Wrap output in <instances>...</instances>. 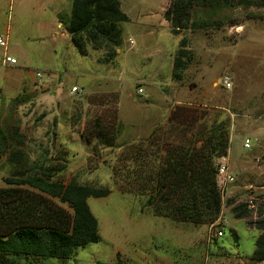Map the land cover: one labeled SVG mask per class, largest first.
<instances>
[{
	"label": "rangeland",
	"instance_id": "obj_1",
	"mask_svg": "<svg viewBox=\"0 0 264 264\" xmlns=\"http://www.w3.org/2000/svg\"><path fill=\"white\" fill-rule=\"evenodd\" d=\"M120 2L128 16L120 23V48L113 62H99L102 52L79 54L64 27L71 0H0V35L8 41L6 48L0 46V128L8 142L0 187L8 186L9 177L56 164L63 167L56 177L64 183L110 190L88 198L100 239L77 247L64 264H264L251 259L264 231V176L252 175L264 167V122L254 121L264 115V8L198 6L191 14L197 27L174 34L163 16L167 0ZM181 40L185 66L176 79L173 64ZM5 53L17 63L3 65ZM225 75L231 78L228 89ZM74 85L81 92L71 94ZM89 96L102 102L90 106ZM188 103L203 108L204 116L187 136L201 138L229 118L230 171V162L244 158L258 166L245 177L232 172L228 189L240 190L224 193L213 222L181 220L160 211L159 200L151 202L152 185L123 184L131 179H123L125 172L157 162L156 146L132 141L146 137L170 108ZM114 105L120 123L116 144L94 155L82 132L95 113L104 108L108 113ZM245 137L250 148L243 145ZM136 148H142L141 157ZM258 222L259 231L253 229ZM221 229L223 235L216 237ZM41 264L61 263L50 258Z\"/></svg>",
	"mask_w": 264,
	"mask_h": 264
},
{
	"label": "trees",
	"instance_id": "obj_2",
	"mask_svg": "<svg viewBox=\"0 0 264 264\" xmlns=\"http://www.w3.org/2000/svg\"><path fill=\"white\" fill-rule=\"evenodd\" d=\"M198 6L264 8V0H170L163 12L170 30L178 34L197 27L191 14ZM127 20L120 0H71L70 14L62 22L79 54L86 55L89 49L101 51L99 62H113L122 42L120 23ZM184 43L181 40L174 58L176 79L181 78L185 66ZM87 101L93 107L102 102L90 96ZM105 109L95 113L90 128L82 132L94 155L116 144L120 125L117 108L114 105L108 113ZM202 109L189 104L175 105L166 122L155 128L146 141L156 146L157 162L144 161L122 176L129 179L130 175V180H123L129 187L133 183L145 188L152 185L150 200H159L160 211L193 223L213 222L219 215L222 196L217 187L216 162L227 155L230 147L229 118L217 122L201 138L187 136L188 129L204 116ZM175 129L180 135H175ZM13 136L21 143L16 126ZM7 145L0 128V160ZM136 153L141 157L142 148H136ZM62 169L56 164L41 166L33 173L7 178L8 186L0 187V264H41L50 258L64 264L77 247L100 239L98 220L88 198L107 196L110 190L64 183L56 177ZM259 223L256 228L263 229ZM251 259L264 260V231L255 240Z\"/></svg>",
	"mask_w": 264,
	"mask_h": 264
},
{
	"label": "built area",
	"instance_id": "obj_3",
	"mask_svg": "<svg viewBox=\"0 0 264 264\" xmlns=\"http://www.w3.org/2000/svg\"><path fill=\"white\" fill-rule=\"evenodd\" d=\"M129 42L132 44L133 40L129 39ZM8 45V41L7 38L3 37L2 35H0V46H3L4 48H6ZM17 63V59L14 56H11L10 54L5 53L4 57L2 59V64L6 65H15ZM35 76L38 79H41L43 77V75L41 74V72H36ZM223 86L225 88H230L231 87V78L229 75H225L223 77ZM71 94L75 93V92H81V89H79L78 86H72L71 88ZM138 92H142L141 88H138ZM244 146L246 148H249L251 146V140L249 138H246L244 140ZM216 180H217V187L218 190L221 194V196L224 195L225 192H227L228 187L230 184L233 183L234 181V175L232 174V172L229 169V164H228V158L226 155L221 156L218 158L217 162H216ZM214 225V224H213ZM223 235V230H217V232L215 233L216 237L222 236Z\"/></svg>",
	"mask_w": 264,
	"mask_h": 264
},
{
	"label": "crops",
	"instance_id": "obj_4",
	"mask_svg": "<svg viewBox=\"0 0 264 264\" xmlns=\"http://www.w3.org/2000/svg\"><path fill=\"white\" fill-rule=\"evenodd\" d=\"M169 0H167V7H168V5H169ZM166 7V8H167ZM227 89V88H226ZM188 104H190V103H188ZM171 109L172 108H170L169 109V111H168V115H169V113H170V111H171ZM168 115H167V117H168ZM167 117L163 120V121H154L152 124H151V127H150V132H149V134L146 136V137H144V138H139L138 140H133L132 142H137V141H140V140H143V141H147V139L150 137V134H151V132L158 126V125H160V124H164L165 122H166V120H167ZM250 117V116H249ZM251 118H255V116L253 117V116H251ZM254 121H262V122H264V115H260V116H258V118L257 119H255ZM260 131V130H259ZM258 131V132H259ZM256 132V130L254 131V133ZM263 132H264V128H263ZM246 138H249V137H245L244 138V140L246 139ZM253 140H256L255 138H253ZM243 145H244V142H243ZM245 147V146H244ZM246 148V147H245ZM250 148V147H249ZM229 149H230V147H229ZM227 157H229V150H228V156ZM257 158V157H256ZM252 164H254V162L252 163L250 160H248L247 158L245 159H243L242 161H238V160H233L232 162H230V168H231V170H232V172H233V174L234 175H236V177H245L248 173L250 174V170H251V167H252V171H255L256 172V170H255V168L256 167H258V166H256V165H254V166H252ZM259 168V173L257 174L256 173V175H255V173L254 174H252L253 176H258V177H263L264 176V167H258ZM229 188V187H228ZM261 188H264V186H261ZM240 190V187L237 185V187H231L230 189H228L227 191H229V192H234V191H239ZM236 194H239V193H236ZM253 229H256V230H258L259 231V229L258 228H253Z\"/></svg>",
	"mask_w": 264,
	"mask_h": 264
}]
</instances>
